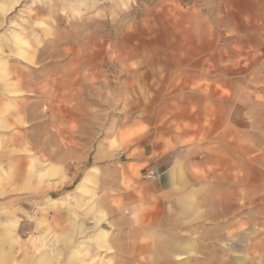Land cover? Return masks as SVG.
<instances>
[{
    "label": "rangeland",
    "instance_id": "1",
    "mask_svg": "<svg viewBox=\"0 0 264 264\" xmlns=\"http://www.w3.org/2000/svg\"><path fill=\"white\" fill-rule=\"evenodd\" d=\"M0 119L18 262L264 264V0H0Z\"/></svg>",
    "mask_w": 264,
    "mask_h": 264
},
{
    "label": "crops",
    "instance_id": "2",
    "mask_svg": "<svg viewBox=\"0 0 264 264\" xmlns=\"http://www.w3.org/2000/svg\"><path fill=\"white\" fill-rule=\"evenodd\" d=\"M4 120L0 119V128H4ZM155 152H150L149 154L145 155V157L139 159V164H144L146 162H153L155 160V166L158 168L159 174L158 176L153 179L152 181H149L147 183L148 185V191L146 197L149 200H152V202H158L159 200H162V195L170 194V190L173 186V172L174 167H163L159 162H157L158 158L154 157V159H150L151 156H153ZM145 158V159H144ZM50 173L53 174V170H50ZM44 175L41 174V178H43ZM89 178L86 176L81 183L79 184V189L82 190L85 188V186L88 184ZM91 197L94 198L93 194H91ZM154 212V211H152ZM85 215H89L94 218L96 225L99 224L103 219L104 216H101L100 211L96 210L94 201L92 202L90 213H83ZM8 216V215H5ZM63 217L66 218V214L64 210H60L57 214L53 215L54 218L56 217ZM76 217L77 214H76ZM9 218H11L9 216ZM2 215H0V264H51L50 260L46 258L44 255H40L37 259H31L30 256L24 257V259L21 262H18L16 257L13 254L14 246H16V242L14 237L10 236L8 234V230L16 228L13 224L10 225V229L6 226H2L1 223ZM75 218L73 222H71V230L65 235L63 238L59 234L52 235L50 238L52 240V244L54 245V254L58 253L61 254V248L60 245L64 243H71L73 241L74 236L76 235H82L86 233L88 230V227H84L78 220ZM107 232L100 230L99 232L95 234H91V238H88L90 240L89 245L92 244H102L106 241L107 238ZM171 250L173 249L174 245L170 244L168 246ZM82 252V248H77L73 251L72 256L67 264H80L81 258L80 254ZM58 264V263H57Z\"/></svg>",
    "mask_w": 264,
    "mask_h": 264
},
{
    "label": "built area",
    "instance_id": "3",
    "mask_svg": "<svg viewBox=\"0 0 264 264\" xmlns=\"http://www.w3.org/2000/svg\"><path fill=\"white\" fill-rule=\"evenodd\" d=\"M146 175L149 176V177L155 176L156 175L155 169H153V168L148 169L147 172H146Z\"/></svg>",
    "mask_w": 264,
    "mask_h": 264
}]
</instances>
